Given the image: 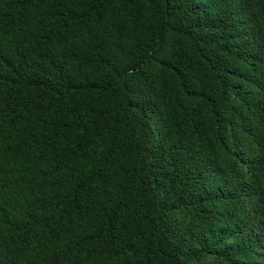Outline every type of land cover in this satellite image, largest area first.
I'll return each instance as SVG.
<instances>
[{
	"label": "trees",
	"instance_id": "obj_1",
	"mask_svg": "<svg viewBox=\"0 0 264 264\" xmlns=\"http://www.w3.org/2000/svg\"><path fill=\"white\" fill-rule=\"evenodd\" d=\"M0 264H264V0H0Z\"/></svg>",
	"mask_w": 264,
	"mask_h": 264
}]
</instances>
